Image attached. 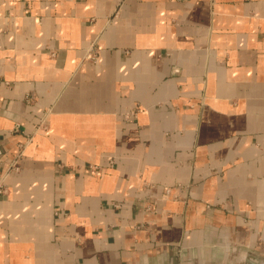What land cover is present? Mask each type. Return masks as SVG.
<instances>
[{
  "label": "crops",
  "instance_id": "obj_1",
  "mask_svg": "<svg viewBox=\"0 0 264 264\" xmlns=\"http://www.w3.org/2000/svg\"><path fill=\"white\" fill-rule=\"evenodd\" d=\"M0 184V264L264 262V0H0Z\"/></svg>",
  "mask_w": 264,
  "mask_h": 264
},
{
  "label": "built area",
  "instance_id": "obj_2",
  "mask_svg": "<svg viewBox=\"0 0 264 264\" xmlns=\"http://www.w3.org/2000/svg\"><path fill=\"white\" fill-rule=\"evenodd\" d=\"M24 152H25V146L24 144L20 146L18 152L16 153V155L14 156V158H12L10 161H9V164H8V169H7V174L11 173V172H18L20 171V168H21V159L23 158V155H24ZM3 188V185L0 184V192H1V189ZM170 190H168L169 192Z\"/></svg>",
  "mask_w": 264,
  "mask_h": 264
},
{
  "label": "rangeland",
  "instance_id": "obj_3",
  "mask_svg": "<svg viewBox=\"0 0 264 264\" xmlns=\"http://www.w3.org/2000/svg\"><path fill=\"white\" fill-rule=\"evenodd\" d=\"M31 142H32V138H29V139L27 140V142H25V144H24V146H25V152H26L27 146H28ZM25 152H24V155H25ZM24 155H23V156H24Z\"/></svg>",
  "mask_w": 264,
  "mask_h": 264
},
{
  "label": "water",
  "instance_id": "obj_4",
  "mask_svg": "<svg viewBox=\"0 0 264 264\" xmlns=\"http://www.w3.org/2000/svg\"><path fill=\"white\" fill-rule=\"evenodd\" d=\"M259 264H264V262H259Z\"/></svg>",
  "mask_w": 264,
  "mask_h": 264
}]
</instances>
